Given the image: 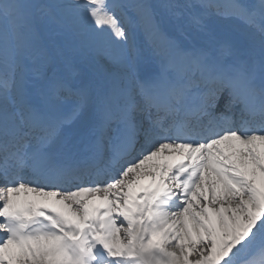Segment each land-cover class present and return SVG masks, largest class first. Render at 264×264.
Here are the masks:
<instances>
[{
  "label": "snow or ice",
  "instance_id": "snow-or-ice-1",
  "mask_svg": "<svg viewBox=\"0 0 264 264\" xmlns=\"http://www.w3.org/2000/svg\"><path fill=\"white\" fill-rule=\"evenodd\" d=\"M0 264H264V0H0Z\"/></svg>",
  "mask_w": 264,
  "mask_h": 264
}]
</instances>
